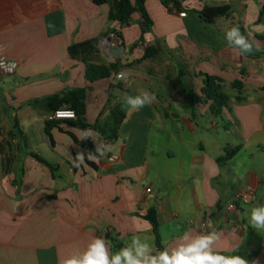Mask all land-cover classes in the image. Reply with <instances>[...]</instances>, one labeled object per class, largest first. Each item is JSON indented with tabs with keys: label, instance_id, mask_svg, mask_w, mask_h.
Returning <instances> with one entry per match:
<instances>
[{
	"label": "crops",
	"instance_id": "1",
	"mask_svg": "<svg viewBox=\"0 0 264 264\" xmlns=\"http://www.w3.org/2000/svg\"><path fill=\"white\" fill-rule=\"evenodd\" d=\"M176 1L182 11L146 0L152 26L143 35L140 13L123 25L110 19L109 4L0 0V55L18 64L14 75L0 77V264H61L94 238L110 242V254L134 235L159 249L146 219L151 210L162 250L185 231L202 233L206 221L207 232L223 233L222 255L264 264V230L250 224L252 209L264 205V0ZM223 5L231 16L211 25L193 12ZM234 25L259 42V56L229 46L225 32ZM91 41L96 53L70 54ZM119 46L125 52L113 62ZM149 48L158 52L143 60ZM87 64L118 70L90 82ZM121 71L127 82L115 79ZM76 89L87 90L84 119L51 120L50 99ZM216 89L225 97L220 107ZM143 91L156 102L131 110L125 95ZM117 107L126 118L112 141L90 126L100 120L109 130ZM86 140L94 152L100 142L112 151L96 162L89 159L96 152L77 144ZM249 189L255 199L226 212Z\"/></svg>",
	"mask_w": 264,
	"mask_h": 264
},
{
	"label": "clouds",
	"instance_id": "2",
	"mask_svg": "<svg viewBox=\"0 0 264 264\" xmlns=\"http://www.w3.org/2000/svg\"><path fill=\"white\" fill-rule=\"evenodd\" d=\"M225 39L229 46L239 49L238 55H247L254 50H260L259 42L243 34L239 25L227 29ZM0 67L11 71L15 65H8L3 59H0ZM115 79L127 82L128 73L126 71L116 73ZM156 100V95L148 91H143L136 96L125 95L124 97V103L131 110H139L152 105ZM60 115L61 113L58 112L57 116ZM91 134V131L87 133V135ZM110 151H112L111 144L96 143V155H90L89 159L99 162ZM77 160L83 163L84 154H78ZM250 224L256 230H264V205L252 209ZM207 227H211V225H207ZM222 236L223 233L215 229L196 234L188 230L176 239L174 246L159 250L155 249L154 242L149 243L147 238L134 235L130 243L114 254L109 253L110 242H106L103 238H94L87 251L63 260L61 264H248V261L240 255L226 256L217 250Z\"/></svg>",
	"mask_w": 264,
	"mask_h": 264
},
{
	"label": "trees",
	"instance_id": "3",
	"mask_svg": "<svg viewBox=\"0 0 264 264\" xmlns=\"http://www.w3.org/2000/svg\"><path fill=\"white\" fill-rule=\"evenodd\" d=\"M95 5H105L109 4L111 6V12H110V19L113 21H117L120 24H128V22L131 20L133 14L140 13L143 19L142 23V33L143 35L146 34L151 26L152 21L146 11L145 8V2L146 0H135L134 3L131 2V0H92ZM165 7L169 8L170 6H173L178 11H182L181 5L176 0H159ZM191 12V11H188ZM194 13H197L200 18L206 23V24H214L217 19L223 18V17H229L231 16L233 9L231 6L223 5V6H204L202 11H193ZM264 13V7L262 8L260 18L263 16ZM80 52H87L88 54H92V52H97V42L91 41L86 42L80 45H74L70 48V54L75 55ZM158 50L149 48L146 50L143 60L150 59L154 57L157 54ZM260 54L257 51H253L250 54H247L245 56L247 57H257ZM118 70V64H112L110 66L105 65H94V64H87L85 76L87 80L90 82H94L97 80L109 78L113 72H116ZM213 79L209 78L208 87L209 89L214 84ZM86 89H76L72 91H66L62 93L61 95L55 96L50 99L51 104L53 105V110L57 111L61 109L62 107H67L71 110H73L76 114V117L78 120H83L84 116L86 114ZM219 90L216 89V91H213V97L216 95L219 96L220 100H217L215 98V101L219 105V107L224 103L225 97L222 93H218ZM209 95H211V91L208 92ZM126 114L125 111L121 107H117L114 111H112L111 114V121L112 123L107 122L105 124V128L109 125V130L106 131V129H102L100 127V120L93 125L90 126L92 129L97 131L101 137H104L105 139L109 140H116L118 138V132L119 127L122 124V122L125 120ZM54 125V123H49L47 126V129ZM82 128L87 127V125L82 124ZM47 130L48 134L49 131ZM50 136V135H49ZM81 147H83L85 150H87L88 153L94 154V146L89 140H86L84 142H77ZM239 149H235L232 151H229L227 155L222 159L223 161L229 160L233 155L237 153ZM37 161L44 164L45 166H48L50 169L54 171V167H52L46 160H44L41 157L33 156ZM146 219L149 221V223L152 225L153 230L156 234L157 240L156 244L157 247L162 250L161 242L158 236V223L156 219V214L153 210L149 211Z\"/></svg>",
	"mask_w": 264,
	"mask_h": 264
},
{
	"label": "built area",
	"instance_id": "4",
	"mask_svg": "<svg viewBox=\"0 0 264 264\" xmlns=\"http://www.w3.org/2000/svg\"><path fill=\"white\" fill-rule=\"evenodd\" d=\"M111 39L115 40L116 38L114 36H111V37L107 38L106 41L110 42ZM0 59H3V61L8 65H11V64L15 65V67L11 71H6L4 68L0 67V77H8V76L14 75L17 71L18 64L15 62L9 61L7 58H5L4 56H1V55H0ZM58 112L61 113L60 116H57ZM73 113H74V116H73ZM76 118L77 117H76L75 112L73 110L67 108V107H62L61 109L55 111L50 117L51 120H75ZM150 192H151V190L147 189V193H150ZM249 199H251V200L255 199L254 191L249 189V190H243V191L238 192L236 195V200L233 203H230L227 205L226 212H232V211L236 210V202L237 201H246ZM206 226H207L206 221H203L200 224V229H201L202 233L207 232Z\"/></svg>",
	"mask_w": 264,
	"mask_h": 264
},
{
	"label": "water",
	"instance_id": "5",
	"mask_svg": "<svg viewBox=\"0 0 264 264\" xmlns=\"http://www.w3.org/2000/svg\"><path fill=\"white\" fill-rule=\"evenodd\" d=\"M124 52H125V46H119V47L113 49L110 52L111 56L114 58L113 62L120 59L122 57V55L124 54Z\"/></svg>",
	"mask_w": 264,
	"mask_h": 264
},
{
	"label": "rangeland",
	"instance_id": "6",
	"mask_svg": "<svg viewBox=\"0 0 264 264\" xmlns=\"http://www.w3.org/2000/svg\"><path fill=\"white\" fill-rule=\"evenodd\" d=\"M105 42L108 43L107 41H105ZM105 42H104V43H105Z\"/></svg>",
	"mask_w": 264,
	"mask_h": 264
}]
</instances>
